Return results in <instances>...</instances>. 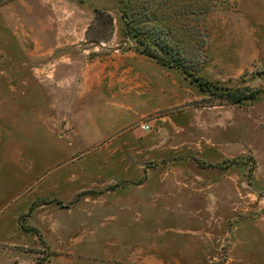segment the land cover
Returning a JSON list of instances; mask_svg holds the SVG:
<instances>
[{"label": "rangeland", "instance_id": "374dc122", "mask_svg": "<svg viewBox=\"0 0 264 264\" xmlns=\"http://www.w3.org/2000/svg\"><path fill=\"white\" fill-rule=\"evenodd\" d=\"M122 7L121 0H0V244L39 246L17 227L30 196L45 191L69 202L83 190L109 189L115 195L104 212L86 221L91 204L82 203L77 224L51 240L70 251L71 264H264V0L214 8L201 41L184 57L216 91L247 87L260 91L256 99L231 104L175 71L189 100L159 114L184 127L180 135H168L154 116L133 117L106 135L76 126L67 133L74 144L60 139L57 147V114H86L77 70L114 49H137ZM96 9L113 18L106 42L86 38L89 29L91 38L103 30ZM64 67L73 76L54 87V70L59 77ZM114 92L105 89L103 100H114ZM141 99L131 102L130 114L158 105L151 96ZM103 100L88 114H100ZM109 106L106 112L128 111ZM156 131L157 141L175 148L153 150ZM8 182L13 188L6 190ZM29 186L35 189L28 196L16 197ZM41 253L51 255L48 248ZM25 256L0 246V260Z\"/></svg>", "mask_w": 264, "mask_h": 264}, {"label": "crops", "instance_id": "0c3cea01", "mask_svg": "<svg viewBox=\"0 0 264 264\" xmlns=\"http://www.w3.org/2000/svg\"><path fill=\"white\" fill-rule=\"evenodd\" d=\"M60 38L61 37H59V39ZM72 71V68H61L59 70L60 75L57 77L56 68L53 73V86L57 87L58 81L61 85H65L67 75L70 74L73 76ZM175 71L179 72L178 70L157 63L154 59L141 54L135 48L114 49L108 56L88 62L84 67L78 69L75 76H73L79 85L77 100L86 103V107L84 108L86 114H57V120H60L57 121V147L60 145L58 144L60 139H63L68 145L74 144L73 138L67 133L76 126H78V128L85 127L87 132L93 135H106L109 130L113 131L125 127L128 119H132L133 117L146 119L154 116L152 121L155 123H163L161 128L164 129L168 135H180L185 128L176 124L171 119L169 113L163 115L159 114V112L167 111L175 105L189 100L186 94L187 90L185 89L186 92L183 91L182 83L179 84L178 81L174 80ZM179 73L181 74V72ZM68 80L70 85L74 86V79L69 78ZM105 89L115 91V95L113 96L114 100H111V102L103 100L102 96ZM55 95H57L56 91ZM144 95L151 96L158 105L142 114H130L129 111L132 110L131 102H145L141 99ZM101 99L103 100L102 104H104V107L101 108L100 114H88L90 108L93 106L92 104L99 102ZM124 102L129 103L125 105ZM109 104L124 107L128 111L123 113L115 111L106 112L105 106H109ZM109 107H111V105ZM111 117L113 119H111ZM157 137L158 134L156 131L151 137L150 142L153 150H169L175 148L176 145L168 142L164 144L161 140L157 141ZM100 142L101 139L94 141V143ZM129 180L139 186L145 183H140L139 180L137 182H134L132 179ZM123 181H125V179ZM196 182H198V184L204 183V181L200 182L199 180ZM8 183V185H5L6 190L13 188L11 186L13 182ZM197 187L200 189L199 185ZM32 188H30V186L25 187L22 193H20L19 190L16 191V197L21 198L23 196H28V194L35 189ZM111 195H115L113 190L107 189L99 191L89 189L75 193L73 199L69 202L64 201L58 196L46 193L45 191L30 196L27 199V208L17 215V227L23 232L34 234L40 244L37 247L15 243L0 244V246L4 248L19 249L26 254L23 259L14 257L0 260V264L73 263V260L70 258L72 256L70 251L55 249L51 240L59 236L58 231L61 229H68L71 228L72 224H77L78 219H76L75 215L82 203L91 204L90 209H87L85 214L86 221H93L95 213L99 211L104 212V208L109 204L106 198ZM94 205H96L95 208ZM71 216L73 217L72 219ZM64 218L67 219L64 220ZM72 220L73 223L71 224ZM57 239L60 240V237ZM45 248H48L51 255L44 258L41 250ZM29 249H31V251Z\"/></svg>", "mask_w": 264, "mask_h": 264}, {"label": "trees", "instance_id": "16d2710c", "mask_svg": "<svg viewBox=\"0 0 264 264\" xmlns=\"http://www.w3.org/2000/svg\"><path fill=\"white\" fill-rule=\"evenodd\" d=\"M229 1L121 0L123 4L121 13L126 34L134 39L141 54L163 66L177 69L202 91L217 93L219 98L231 104H239L245 100L256 99L260 91L245 87L225 88L218 92L209 81L191 72L184 59L186 50L201 41L205 16L217 6L225 5ZM95 23L102 26L103 30H97L95 38H91L89 29L87 40L91 43L108 41L113 27L111 14L96 9Z\"/></svg>", "mask_w": 264, "mask_h": 264}, {"label": "built area", "instance_id": "2783aa9c", "mask_svg": "<svg viewBox=\"0 0 264 264\" xmlns=\"http://www.w3.org/2000/svg\"><path fill=\"white\" fill-rule=\"evenodd\" d=\"M141 128H142V129H149V126H148L147 124H142V125H141Z\"/></svg>", "mask_w": 264, "mask_h": 264}]
</instances>
